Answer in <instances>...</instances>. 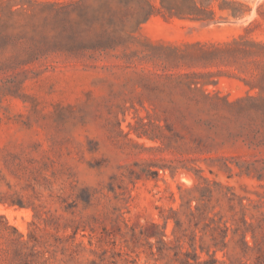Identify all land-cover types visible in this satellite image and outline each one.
I'll use <instances>...</instances> for the list:
<instances>
[{
    "label": "rangeland",
    "instance_id": "374dc122",
    "mask_svg": "<svg viewBox=\"0 0 264 264\" xmlns=\"http://www.w3.org/2000/svg\"><path fill=\"white\" fill-rule=\"evenodd\" d=\"M75 1L0 0V264H264V0Z\"/></svg>",
    "mask_w": 264,
    "mask_h": 264
},
{
    "label": "trees",
    "instance_id": "16d2710c",
    "mask_svg": "<svg viewBox=\"0 0 264 264\" xmlns=\"http://www.w3.org/2000/svg\"><path fill=\"white\" fill-rule=\"evenodd\" d=\"M85 0H77L74 2L79 8L80 5L84 3ZM132 0H101L102 7H98L95 10H92L89 15L81 13V17L83 16L86 19L90 20H100L104 18L105 13L109 14L106 19L108 24H115L117 21L121 20L118 16L119 11L113 10L111 11V4L116 2L117 5L130 2ZM137 3L141 5L137 8L135 12L136 17V25H140L141 23L148 20L155 13H161L162 10L166 11L168 16H177L180 18H189L194 20H203V21H211L214 19V11L211 9V1L210 0H159L160 7L155 6L149 0H135ZM110 8V9H109ZM222 9V7H219ZM101 9H106V12L101 11ZM85 14V15H84ZM235 15V12L232 13ZM99 42H103L107 44L110 42V38H106V35H100V38L97 40Z\"/></svg>",
    "mask_w": 264,
    "mask_h": 264
}]
</instances>
